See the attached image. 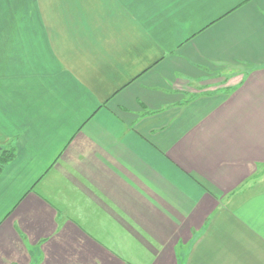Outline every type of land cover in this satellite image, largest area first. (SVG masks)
I'll return each instance as SVG.
<instances>
[{"label":"crops","instance_id":"obj_1","mask_svg":"<svg viewBox=\"0 0 264 264\" xmlns=\"http://www.w3.org/2000/svg\"><path fill=\"white\" fill-rule=\"evenodd\" d=\"M10 146L0 264H264V0H0Z\"/></svg>","mask_w":264,"mask_h":264},{"label":"trees","instance_id":"obj_2","mask_svg":"<svg viewBox=\"0 0 264 264\" xmlns=\"http://www.w3.org/2000/svg\"><path fill=\"white\" fill-rule=\"evenodd\" d=\"M14 154V149L11 146L0 150V172L5 165L13 160Z\"/></svg>","mask_w":264,"mask_h":264},{"label":"snow or ice","instance_id":"obj_3","mask_svg":"<svg viewBox=\"0 0 264 264\" xmlns=\"http://www.w3.org/2000/svg\"><path fill=\"white\" fill-rule=\"evenodd\" d=\"M21 211H26V209H21Z\"/></svg>","mask_w":264,"mask_h":264}]
</instances>
